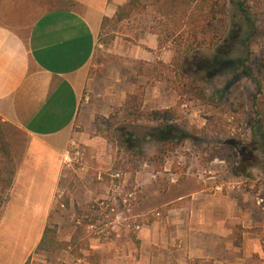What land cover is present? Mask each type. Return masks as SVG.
<instances>
[{
  "label": "rangeland",
  "instance_id": "374dc122",
  "mask_svg": "<svg viewBox=\"0 0 264 264\" xmlns=\"http://www.w3.org/2000/svg\"><path fill=\"white\" fill-rule=\"evenodd\" d=\"M8 1L9 6L13 2V11L42 12L68 5V0ZM76 1L78 5L72 6L79 11L98 8L102 2ZM140 1L142 9L126 21L104 24L96 37L74 123L75 130L94 142L77 147L79 160H73L69 145L64 149L68 158L63 160L64 153L60 157V171L68 178L66 191L73 192L69 178L84 167L92 187L108 194L109 175L118 172L121 192L133 193L120 218L137 224L139 230L157 223L155 229L167 236L182 225V212L176 211L180 202L175 198L188 200L190 194L202 191L211 196V206L221 207L222 234L215 242L216 259H193L185 264H264V0H244L253 17L249 34L233 0H226V35L209 49L185 46L177 36L180 32L173 36V25L164 20L157 5L152 0ZM127 94L140 95L142 112L168 110L169 119L161 123L143 118L133 124L113 119L115 113L120 114ZM160 125L173 128L172 139L165 143L149 136ZM124 129L134 137L127 142L132 148L121 137ZM0 136L9 159L4 165L6 159L0 154V257L6 256L4 250L13 252L10 264H18L26 249L25 222L32 216V207L25 204L26 194L20 186L6 199L28 138L1 122ZM8 178L11 185L5 188ZM215 193L221 201L213 199ZM66 196L57 184L46 225L55 231L56 240L72 237L71 246L52 253L34 251L29 264H62L66 252L84 248L86 239L102 243L116 234L133 238L139 231L131 226L126 229L118 221L105 230V236L86 233L81 223L85 211L60 207L67 202ZM77 217L80 221L74 223ZM204 217L197 211L193 221L198 224ZM37 229L31 228V239ZM169 249L181 250L177 238Z\"/></svg>",
  "mask_w": 264,
  "mask_h": 264
},
{
  "label": "crops",
  "instance_id": "0c3cea01",
  "mask_svg": "<svg viewBox=\"0 0 264 264\" xmlns=\"http://www.w3.org/2000/svg\"><path fill=\"white\" fill-rule=\"evenodd\" d=\"M101 1L98 8L86 11L74 9L72 5L77 1L68 0L66 6L42 12L13 11V2L9 6L8 0L0 1V122L17 128L28 138L6 199L20 186L26 194L25 204L32 207V216L25 222L26 249L18 264L30 260L36 251L57 184L60 194L65 191L67 195V202L60 207L77 213L85 211V216L90 214V205L106 195L104 189L92 187L84 167L70 176L73 192L68 193L64 186L68 178L60 171V157L69 143L89 147L94 142L86 133L75 130L74 123L101 19H110L115 7L121 4ZM213 196L221 201L216 193ZM184 199L185 196H178L174 200L180 202L176 211L183 216L181 227L176 226L171 236L157 231V223H153L133 238L114 236L102 243L86 239L84 248L66 252L62 264H185L193 259H216L215 242L222 234L218 215L221 204L220 208L211 206V196L202 191ZM197 211L206 216L198 224L193 221ZM81 223L86 224L82 217ZM33 227L38 229L31 239ZM176 238L181 250L169 251ZM56 241L67 243L70 237ZM4 252L6 256L0 257V264H10L13 252Z\"/></svg>",
  "mask_w": 264,
  "mask_h": 264
},
{
  "label": "trees",
  "instance_id": "16d2710c",
  "mask_svg": "<svg viewBox=\"0 0 264 264\" xmlns=\"http://www.w3.org/2000/svg\"><path fill=\"white\" fill-rule=\"evenodd\" d=\"M151 4L157 5V9L164 20L173 25L174 32H176L173 36L180 32L177 36H180V40L185 46H197L205 49L212 47L215 48L226 35L228 18L225 10L226 0H152ZM233 5L247 29L246 34H249L253 26V17L250 14L249 8L245 5L244 0H233ZM142 7L143 5L140 0H125L123 3L115 7L110 19H101L99 32L104 24H118L122 21H126L133 15V13L142 9ZM139 96V94H127L122 109L120 110V114L115 113L112 116L113 119L117 120V118H120L121 123L130 122L132 124L143 118L148 122L153 121L161 123L166 122L169 119L170 115L168 110H157L149 113L142 112ZM117 114L119 116H117ZM152 131L153 133H149L150 135H148L155 137L160 143H165L172 139L170 136L172 134L170 132L173 131V128L171 126L160 125L153 128ZM120 133L121 137L127 139L125 140L127 147L132 148V146H129L127 143L128 140L134 138L131 132L124 129L121 130ZM175 133H177L176 130ZM98 134L100 137H104L101 132H98ZM0 154L6 159L3 161V164L5 165L9 160L8 151L1 136ZM112 171H115V167L112 168ZM10 185L11 179L8 178L5 181V188H9ZM83 227L85 228V225H83ZM71 240L72 237L70 238V242H57L55 231L52 228L45 226L41 232L36 251L52 253L54 251L58 252L59 250H65L67 247L69 248L71 246ZM29 261V258H27L23 264H29ZM194 264H197V261H195Z\"/></svg>",
  "mask_w": 264,
  "mask_h": 264
},
{
  "label": "built area",
  "instance_id": "2783aa9c",
  "mask_svg": "<svg viewBox=\"0 0 264 264\" xmlns=\"http://www.w3.org/2000/svg\"><path fill=\"white\" fill-rule=\"evenodd\" d=\"M69 148L72 149L74 158L73 160H79V152L77 146L73 143H69ZM64 158H68V151H63ZM63 156V155H62ZM109 193L101 200L93 202L90 205V214L84 217L86 221L85 229L86 233L92 234L94 236H105L107 232L105 231L108 227L115 226L119 224L118 221L124 222V227L126 229L131 226L133 231H138L139 226L135 223L129 224L125 222V218H120L124 211L128 210L130 201L133 199L132 192H121V174L114 172L109 175ZM120 208V209H119ZM118 236L117 234L115 237Z\"/></svg>",
  "mask_w": 264,
  "mask_h": 264
}]
</instances>
